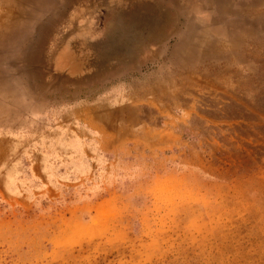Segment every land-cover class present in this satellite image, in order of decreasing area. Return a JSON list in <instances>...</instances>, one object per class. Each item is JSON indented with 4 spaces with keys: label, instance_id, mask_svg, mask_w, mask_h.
Returning <instances> with one entry per match:
<instances>
[{
    "label": "rangeland",
    "instance_id": "obj_1",
    "mask_svg": "<svg viewBox=\"0 0 264 264\" xmlns=\"http://www.w3.org/2000/svg\"><path fill=\"white\" fill-rule=\"evenodd\" d=\"M0 264H264V0H0Z\"/></svg>",
    "mask_w": 264,
    "mask_h": 264
}]
</instances>
